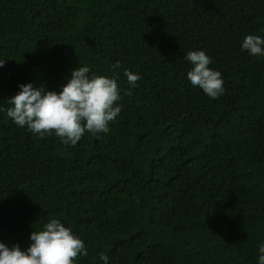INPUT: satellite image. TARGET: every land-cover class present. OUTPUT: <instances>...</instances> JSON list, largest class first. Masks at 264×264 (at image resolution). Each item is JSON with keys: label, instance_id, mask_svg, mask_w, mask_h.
<instances>
[{"label": "trees", "instance_id": "obj_1", "mask_svg": "<svg viewBox=\"0 0 264 264\" xmlns=\"http://www.w3.org/2000/svg\"><path fill=\"white\" fill-rule=\"evenodd\" d=\"M247 35L264 36V0H0V241L26 249L57 218L88 250L74 264H257L264 56ZM201 49L214 100L186 78ZM85 65L121 89L109 133L73 147L7 116L19 84L59 91Z\"/></svg>", "mask_w": 264, "mask_h": 264}, {"label": "clouds", "instance_id": "obj_2", "mask_svg": "<svg viewBox=\"0 0 264 264\" xmlns=\"http://www.w3.org/2000/svg\"><path fill=\"white\" fill-rule=\"evenodd\" d=\"M241 51L250 56H264V36L247 35ZM184 59L191 65L186 78L193 87H198L210 99L224 94L222 74L209 67L211 57L204 50L188 51ZM6 60L0 59V67ZM112 68L119 69L117 61ZM118 75V73H117ZM124 76L135 87L140 76L125 70ZM19 91L7 98V116L18 127L44 138L55 135L64 145L76 146L85 132L99 136L110 132L109 124L116 120L122 110L117 103L121 89L117 79L90 75V68L77 66L59 91L48 90L41 85L21 83ZM30 245L21 249L19 244L0 241V264H74L78 255L87 256L84 241L60 219H50L41 230L30 233ZM257 264H264V243L258 246ZM102 264H109V256L100 253Z\"/></svg>", "mask_w": 264, "mask_h": 264}]
</instances>
